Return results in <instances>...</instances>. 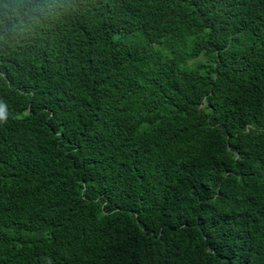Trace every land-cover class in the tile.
I'll return each instance as SVG.
<instances>
[{"label": "trees", "instance_id": "16d2710c", "mask_svg": "<svg viewBox=\"0 0 264 264\" xmlns=\"http://www.w3.org/2000/svg\"><path fill=\"white\" fill-rule=\"evenodd\" d=\"M0 264H264V0H0Z\"/></svg>", "mask_w": 264, "mask_h": 264}]
</instances>
